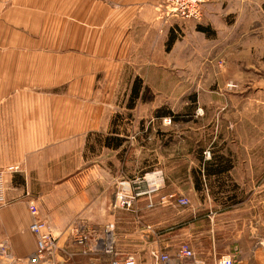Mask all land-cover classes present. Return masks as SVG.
I'll return each instance as SVG.
<instances>
[{
  "label": "crops",
  "instance_id": "crops-1",
  "mask_svg": "<svg viewBox=\"0 0 264 264\" xmlns=\"http://www.w3.org/2000/svg\"><path fill=\"white\" fill-rule=\"evenodd\" d=\"M231 1L211 0L206 18L211 22L218 15L213 9ZM163 3L0 0V169L19 167L6 176L0 243L9 244L15 264H28L36 250L30 201L58 238L54 261L62 252L73 256L69 250L82 255L74 230L90 235L91 258L108 224L118 249L138 259L153 250L176 252L191 237L194 220L186 217L195 204L189 214L175 206L150 209L142 196L134 210L112 211L118 183L130 179L123 152L136 141L118 149L107 144L123 137L112 126L111 87L124 68L152 65L154 54L167 50L175 19L160 18ZM183 177L162 195L185 192L180 183L187 181V195L196 196L193 172Z\"/></svg>",
  "mask_w": 264,
  "mask_h": 264
},
{
  "label": "rangeland",
  "instance_id": "rangeland-1",
  "mask_svg": "<svg viewBox=\"0 0 264 264\" xmlns=\"http://www.w3.org/2000/svg\"><path fill=\"white\" fill-rule=\"evenodd\" d=\"M231 2L218 4L211 22L205 11L201 23L175 20L168 35L174 41L165 46L169 49L155 53L152 65L124 68L111 87L108 108L115 112L112 126L124 142L136 141L123 152L127 180L163 172L165 183L153 195L155 201L183 173L200 167L199 149L203 161L215 155L228 158L232 168L221 179L204 180L196 196L187 195V181L180 183L185 192L170 191L190 200L187 214L195 204L193 217L186 214L187 223H194L185 243L208 264L221 255L235 256L236 264H264V0ZM199 26L209 27L211 34L199 32ZM136 77L143 81L142 95L130 109ZM160 108L194 116L175 124L169 117H155ZM69 251L72 257L62 252L55 264H110L102 253L88 258ZM138 263L155 264L151 254Z\"/></svg>",
  "mask_w": 264,
  "mask_h": 264
},
{
  "label": "built area",
  "instance_id": "built-area-1",
  "mask_svg": "<svg viewBox=\"0 0 264 264\" xmlns=\"http://www.w3.org/2000/svg\"><path fill=\"white\" fill-rule=\"evenodd\" d=\"M209 1L164 0V3L159 8L160 18L162 20L175 19L201 23L204 19V6ZM207 155L210 158L209 152H207ZM17 171H19V167H10L6 170L0 169V209L8 203L6 176L9 172ZM164 183L165 178L162 171L145 174L142 178H137L134 181L123 180L119 182L112 211L134 210L136 200L142 196L149 198L148 207L150 209H155L158 206H175L179 208L190 206L191 202L187 197L175 193L162 195L155 201L153 195L160 191ZM29 212L34 218L29 226V231L36 239V250L28 258L27 263L55 264L54 258L59 250L58 238L46 223L38 218L39 211L33 201L29 202ZM73 239L74 244L82 250V255H88L87 246H89L91 240L88 232L74 230ZM94 252L104 254L109 259L110 264H139L138 258L134 254L124 253L118 249L114 225L112 224L106 225L102 236L95 240ZM67 255L72 257L70 254ZM151 257L155 264H208V261L203 257H199L195 249L188 243H182L173 254L161 250H153ZM4 259L8 260L10 264L17 262V260L12 258L10 246L7 242L0 243V260ZM215 264H236V259L232 255L215 256Z\"/></svg>",
  "mask_w": 264,
  "mask_h": 264
},
{
  "label": "trees",
  "instance_id": "trees-1",
  "mask_svg": "<svg viewBox=\"0 0 264 264\" xmlns=\"http://www.w3.org/2000/svg\"><path fill=\"white\" fill-rule=\"evenodd\" d=\"M198 31L201 33L206 34L209 36L211 34L210 28L209 27H204V26H199ZM173 39H169L168 45L173 43ZM170 46H168L167 49H169ZM142 85L143 81L141 78L136 77L131 88V96L129 100V108L133 109L136 105V101L140 99L141 93H142ZM194 104H196L195 98L193 99ZM187 114H174V112H170L169 110H166V108H160L155 112V117L157 119H163L166 117L171 118L173 123H181V122H189L193 119L194 112H186ZM145 130V128H144ZM143 133L145 134L144 136L147 137L151 133V128H148V130L144 131ZM117 133V132H116ZM117 141L113 143H107L109 147H114V149H118L123 145L124 143V138H119L116 137ZM203 149H199V154L201 157L200 161V167H199V175L198 172L194 171L193 169V174L195 175V188L197 191H202L203 190V185L205 184L204 180L206 179L210 180L211 177L218 179H221V177L228 172L232 166H231V161L223 156L220 155H215L214 158L211 161H203L202 157ZM221 185V183H220Z\"/></svg>",
  "mask_w": 264,
  "mask_h": 264
}]
</instances>
